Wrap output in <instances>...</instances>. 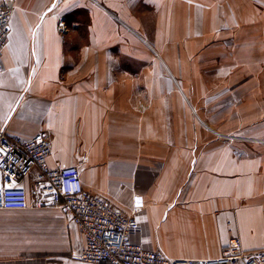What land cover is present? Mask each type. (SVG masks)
<instances>
[{"label": "crops", "instance_id": "crops-1", "mask_svg": "<svg viewBox=\"0 0 264 264\" xmlns=\"http://www.w3.org/2000/svg\"><path fill=\"white\" fill-rule=\"evenodd\" d=\"M11 5L1 131L48 133V167H76L86 192L138 221L131 241L147 251L214 259L231 238L264 250V0ZM83 248L56 207L0 211V264H90Z\"/></svg>", "mask_w": 264, "mask_h": 264}, {"label": "built area", "instance_id": "built-area-1", "mask_svg": "<svg viewBox=\"0 0 264 264\" xmlns=\"http://www.w3.org/2000/svg\"><path fill=\"white\" fill-rule=\"evenodd\" d=\"M12 0H0V74L2 53L12 32ZM64 34L63 20L58 26ZM52 154L48 133L8 135L0 130V211L56 207L71 217L83 234L80 259L90 264H264V250L244 252L239 238H231L214 259L171 261L156 251L132 243L139 230L134 217L124 215L101 197L86 192L76 167L49 168ZM134 211L144 207L140 196Z\"/></svg>", "mask_w": 264, "mask_h": 264}, {"label": "rangeland", "instance_id": "rangeland-1", "mask_svg": "<svg viewBox=\"0 0 264 264\" xmlns=\"http://www.w3.org/2000/svg\"><path fill=\"white\" fill-rule=\"evenodd\" d=\"M63 21L65 22V24H66V26H67V30H66V32H65L64 34L60 33V32H59V29H58L59 23H60L61 21H59L58 24H57V30H58V33H59L61 39H64V38L70 33V27H71V26H69V24H68L65 20H63ZM78 229H79V228H78ZM79 230H80V229H79Z\"/></svg>", "mask_w": 264, "mask_h": 264}]
</instances>
